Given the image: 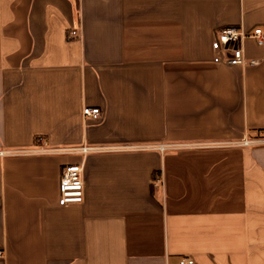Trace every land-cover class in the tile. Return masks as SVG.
<instances>
[{"label": "crops", "instance_id": "crops-1", "mask_svg": "<svg viewBox=\"0 0 264 264\" xmlns=\"http://www.w3.org/2000/svg\"><path fill=\"white\" fill-rule=\"evenodd\" d=\"M227 25L264 0H0V264H264V44L228 65Z\"/></svg>", "mask_w": 264, "mask_h": 264}, {"label": "built area", "instance_id": "built-area-1", "mask_svg": "<svg viewBox=\"0 0 264 264\" xmlns=\"http://www.w3.org/2000/svg\"><path fill=\"white\" fill-rule=\"evenodd\" d=\"M76 35L75 30H71L68 33L69 37ZM245 38H252L257 45L264 44V29L260 26L254 27L250 30L244 29L239 25H227L221 27L217 36L212 40V49L220 54L222 58H225V61L228 65L232 66H243L246 64H256L255 59H246L244 55V50L242 48V41ZM83 114L87 117L96 119L100 117L101 112L97 107H84ZM42 138H37V141L40 143ZM45 143V142H44ZM243 144H249L250 142L245 141ZM164 145L160 146V149H163ZM66 150V151H65ZM41 152V151H65L68 153L80 152L86 153L87 148H68V149H54V148H45L37 147L28 152ZM83 167L81 164H66L62 167L60 175V196L58 204L60 206L74 205L82 203L84 199V180H83ZM1 254V252H0ZM178 264H194V261L191 257H180Z\"/></svg>", "mask_w": 264, "mask_h": 264}]
</instances>
